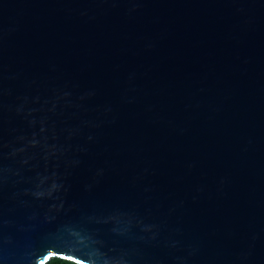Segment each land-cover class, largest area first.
<instances>
[{"label": "water", "instance_id": "95a60500", "mask_svg": "<svg viewBox=\"0 0 264 264\" xmlns=\"http://www.w3.org/2000/svg\"><path fill=\"white\" fill-rule=\"evenodd\" d=\"M264 264V0H0V264Z\"/></svg>", "mask_w": 264, "mask_h": 264}, {"label": "trees", "instance_id": "16d2710c", "mask_svg": "<svg viewBox=\"0 0 264 264\" xmlns=\"http://www.w3.org/2000/svg\"><path fill=\"white\" fill-rule=\"evenodd\" d=\"M47 264H78V263H75L73 261L63 259L60 257H55V258L51 259L49 262H47Z\"/></svg>", "mask_w": 264, "mask_h": 264}]
</instances>
